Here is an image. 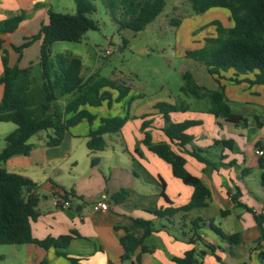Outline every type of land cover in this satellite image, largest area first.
I'll list each match as a JSON object with an SVG mask.
<instances>
[{"label": "crops", "instance_id": "1", "mask_svg": "<svg viewBox=\"0 0 264 264\" xmlns=\"http://www.w3.org/2000/svg\"><path fill=\"white\" fill-rule=\"evenodd\" d=\"M51 5L52 0H0V22L13 15H24L15 32L0 36L3 39L0 75L4 52L10 67L24 69L39 64L42 40H32V36L38 35L42 26L48 23ZM211 10L216 16L197 29H201L202 35V30L214 26L215 35H202L197 55L212 46L208 40L219 38L221 30L233 27L227 10ZM223 20L228 22L227 26ZM26 41H31V44L21 53L14 49ZM256 73L238 77L234 70L221 72L215 77L208 73L213 83L200 86L203 92H212L219 89L220 83L232 113L241 117L239 123L213 115L208 97H195V105L186 103V111L169 115L173 123H200L187 131L194 138L185 146L187 152L173 144L162 131L165 118L158 106L167 103L171 97L162 95L156 100L145 101L137 98L128 83L116 78L112 80L129 87V93L116 102L119 93L109 90L113 98L110 105L104 102L100 107H86L95 116L91 124L84 120L70 128L55 147L47 146L49 136L53 134L51 131L45 136L41 132L36 134L30 139L34 148L28 156L12 157L2 167L39 185L38 215L31 221L33 237L42 241L70 236L71 240L65 249H46L36 244L10 245V249L0 255L1 263L73 264V259L75 264H177L174 258H182L192 249L203 248L199 242L187 241L192 235L190 222L199 217L228 236L240 237L239 243H229L210 227L200 228L203 243L218 247L216 253L222 259L218 262L208 254L202 264H247L245 256L254 264L252 257L255 255L260 259V252H264V242H259L260 229L253 213L237 206L233 197L237 194V202L264 216V156L256 153L260 149L257 145L264 142V85L251 84ZM81 75L85 80L93 77H84L83 68ZM232 79H238L239 83ZM2 95L3 86H0V101ZM186 96L190 99L188 94ZM134 99L138 100L132 104ZM201 102L206 106L200 107ZM171 103L177 105L176 102ZM114 117L128 119L119 132L103 136L106 142L103 150H90V132L98 130L103 119ZM145 122L149 125L143 130ZM0 124L5 126L0 127V131L7 128L13 132L16 129L14 124L15 127H7L9 123ZM146 132L154 143H168L186 159V169L210 190L208 207L190 212L186 220L183 214H177L169 221L153 213L188 204L194 189L176 178L170 164L149 150L143 142ZM3 135L1 137L5 139L7 135ZM193 150H200L205 161L200 162L189 155ZM257 172L261 173V181L253 177ZM120 191L125 192V197L116 201L115 195ZM60 198L69 201L70 208H62ZM104 198L109 204L108 210L92 211L91 207ZM138 219L152 221L156 228L144 241L148 251L144 252L139 247L130 259L123 260L121 239L127 233L135 237L144 235V228L135 223Z\"/></svg>", "mask_w": 264, "mask_h": 264}, {"label": "trees", "instance_id": "2", "mask_svg": "<svg viewBox=\"0 0 264 264\" xmlns=\"http://www.w3.org/2000/svg\"><path fill=\"white\" fill-rule=\"evenodd\" d=\"M76 4L75 14H62L53 10L48 11V23L43 25L39 34L32 36V40H42L40 49V62L38 65L21 69L18 66L10 67L7 53L2 56L3 71L0 75V86H3V95L0 101V123H12L16 129L8 134L5 146L0 152V163H4L15 156H28L34 146L30 139L40 132H49L47 146H58L66 132L86 120L91 124L95 116L86 107H100L104 102L110 105L113 102L110 91H117L116 102L123 100L130 91L129 87L120 85L116 80L106 77H90L85 80L81 73L83 63L77 56L70 54L52 55V46L56 42H80L88 31L99 29L98 23L89 15L96 12L92 0H74ZM109 7L119 30L130 29L136 33L144 31L152 24L166 8V0H103ZM192 11L195 14H203L213 8H222L230 13L233 27L229 30H221L220 37L208 40L212 46L203 49L202 58L205 59L208 73L215 77L221 72L234 70L236 76L256 73L251 84L264 85V0H189ZM24 15L18 14L8 17L0 22V36L15 32ZM180 20L174 21V26L180 24ZM3 39L0 38V50ZM31 41H26L14 49L21 53ZM185 85L182 91L197 99L208 97L211 101L210 112L216 117H224L230 122L239 123L241 117L232 113L226 102L224 88L219 83L216 91H205L198 86L193 76L189 73L183 75ZM239 83L238 79H232ZM108 90V91H107ZM158 109L165 118V126L162 131L169 140L179 148L185 150V146L193 141V137L187 131L199 125L197 121H184L173 123L169 115L173 112H184V105H170L163 103ZM127 117H114L103 119L102 125L96 131H91L88 148L90 150H103L106 142L103 138L106 134L119 132L127 121ZM149 125L143 124V130ZM261 123H258L260 126ZM144 144L170 164L173 175L182 180L186 185L192 186L194 193L191 201L179 208L167 207L153 213L159 218L171 220L177 214L187 215L194 210H201L209 206L211 200L210 190L200 178L192 175L186 169V159L178 154L170 144L154 143L149 132L145 133ZM231 145L230 142H225ZM264 149V142L257 145ZM189 155L200 162L205 159L200 150H193ZM263 168V163H261ZM264 183V173L262 174ZM39 185L32 180L14 173L8 172L0 166V246L36 244L49 249L51 247L65 249L71 240L70 236L58 239L48 238L37 240L33 237L31 221L36 219L39 196ZM67 197V194L64 195ZM125 192L120 191L115 195L116 201H121ZM167 199V198H166ZM236 205L253 213L257 226L260 229L259 242L264 241V216L257 215L251 208L237 202V194L233 197ZM170 203V201L167 199ZM135 223L144 228L142 237H135L127 233L121 239L124 247L123 260L130 259L134 252L141 247L142 251L148 249L144 245L145 239L155 231L152 221L135 220ZM190 243L199 242L202 249H192L182 258H174L177 264H202L206 255H212L218 262L222 259L217 255L218 247L204 244L200 228L208 226L229 243H239L238 235H226L220 228L212 223L208 224L201 218L191 220ZM64 255V253H60ZM260 258L264 259V252H260ZM75 264V260L72 259Z\"/></svg>", "mask_w": 264, "mask_h": 264}, {"label": "rangeland", "instance_id": "3", "mask_svg": "<svg viewBox=\"0 0 264 264\" xmlns=\"http://www.w3.org/2000/svg\"><path fill=\"white\" fill-rule=\"evenodd\" d=\"M92 1L96 12L89 17L98 23L99 29L88 31L80 42H56L51 48L53 56H79L84 64V77L92 75L95 78L120 79L131 86L137 98L145 101L167 95L171 97L167 102L170 105H175L171 102H176L178 106L197 103L195 97L188 94L190 99H187V94L182 91L185 85L183 75L191 74L199 86H211L213 83L205 59L196 51L202 42V35H215L214 26L202 30V35L201 29H197L200 24L210 22L216 16L214 10L195 14L189 0H166L162 14L144 31L136 33L130 29L119 30L105 2ZM51 8L62 14L76 13L74 0H52ZM175 20L181 21L178 26H174ZM223 21L227 26L228 22ZM107 49H111L112 53L105 57ZM135 100L138 99H134L132 104ZM199 106L205 107L206 104L201 102ZM6 125L13 126L10 123ZM0 127L5 126L0 124ZM9 132L7 128L0 131V149L5 146L2 133L5 137ZM45 133L40 134L45 136ZM253 177L261 181V173L257 172ZM8 249L10 246H0V255ZM245 257V262L251 264L250 259ZM252 259L254 264H264V259H258L255 255ZM0 264L6 263L0 261Z\"/></svg>", "mask_w": 264, "mask_h": 264}, {"label": "built area", "instance_id": "4", "mask_svg": "<svg viewBox=\"0 0 264 264\" xmlns=\"http://www.w3.org/2000/svg\"><path fill=\"white\" fill-rule=\"evenodd\" d=\"M111 53H112L111 49H107L105 51L104 56L108 57ZM256 153L259 156H264V151L262 149H258ZM60 204H61L62 208H64V209L70 208V202L63 199V198H60ZM91 208H92V211H107L109 208V204H108L106 198H104V200L95 203Z\"/></svg>", "mask_w": 264, "mask_h": 264}]
</instances>
